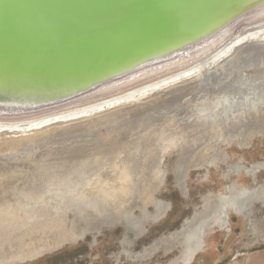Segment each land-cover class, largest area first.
<instances>
[{"label":"bare ground","instance_id":"bare-ground-1","mask_svg":"<svg viewBox=\"0 0 264 264\" xmlns=\"http://www.w3.org/2000/svg\"><path fill=\"white\" fill-rule=\"evenodd\" d=\"M226 1L194 0L191 11L173 14L171 22L177 27ZM0 24L1 50L22 57L29 48H47L51 53L38 62L58 71L98 69L147 43L109 30L74 41L37 28L15 34ZM187 54L57 107L0 116V264L35 258L121 219L140 232L148 219L165 214L164 201L155 200L153 216L147 207L165 178L169 150L179 149L182 186L191 170L216 164L219 144L264 133V8ZM258 166L236 165L234 172L257 178ZM257 192L240 184L234 197L207 202L165 240L180 248L171 264H191L212 229L228 225L230 210L264 204V192ZM136 208L140 221L132 217Z\"/></svg>","mask_w":264,"mask_h":264},{"label":"water","instance_id":"water-1","mask_svg":"<svg viewBox=\"0 0 264 264\" xmlns=\"http://www.w3.org/2000/svg\"><path fill=\"white\" fill-rule=\"evenodd\" d=\"M192 2L194 0H0V21L13 33L26 34L31 29L33 35L37 28L54 37L86 41L92 36L106 35L109 30L117 33V38L127 34L147 42L101 68L68 72L38 62L51 53L47 48L35 45L28 49L29 55L22 57H11L0 49V116L57 107L104 84L186 57L188 50L264 8V0H227L216 12H207L193 20L182 19L177 27L172 24V15L184 17L182 13L191 11ZM167 27L175 30L150 41Z\"/></svg>","mask_w":264,"mask_h":264},{"label":"rangeland","instance_id":"rangeland-1","mask_svg":"<svg viewBox=\"0 0 264 264\" xmlns=\"http://www.w3.org/2000/svg\"><path fill=\"white\" fill-rule=\"evenodd\" d=\"M239 141L219 144L221 157L216 164L207 163L191 170L181 182L182 186L176 179L179 149L169 150L162 162L165 178L147 207V213L155 215V203L163 205L164 201L163 206L167 207L165 214L148 219L140 232L128 229L127 223L121 219L113 226H102L100 232H87L83 238L65 242L35 258L13 264H171L179 256L180 248L170 249L165 240L181 229L194 213L201 212L207 202L218 201L220 195L234 197L240 184L259 191L260 196L264 192V133L242 144ZM241 164L248 168L259 165L257 178L246 174L244 169L239 170L240 175L236 174L234 167ZM236 179L238 184H235ZM253 204L243 213L230 210L228 225L223 229H212L206 238L204 251L191 264H264V204L261 200H254ZM141 216L139 208H136L133 219L140 221ZM76 229L77 233L81 231L79 226Z\"/></svg>","mask_w":264,"mask_h":264}]
</instances>
